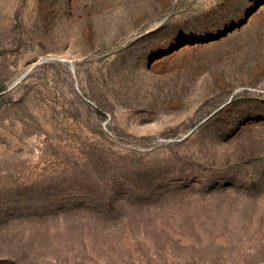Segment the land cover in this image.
<instances>
[{"label": "rangeland", "instance_id": "1", "mask_svg": "<svg viewBox=\"0 0 264 264\" xmlns=\"http://www.w3.org/2000/svg\"><path fill=\"white\" fill-rule=\"evenodd\" d=\"M0 264H264V0H0Z\"/></svg>", "mask_w": 264, "mask_h": 264}]
</instances>
